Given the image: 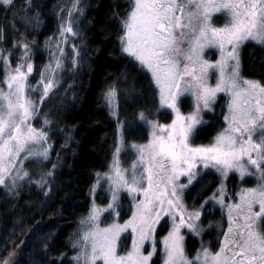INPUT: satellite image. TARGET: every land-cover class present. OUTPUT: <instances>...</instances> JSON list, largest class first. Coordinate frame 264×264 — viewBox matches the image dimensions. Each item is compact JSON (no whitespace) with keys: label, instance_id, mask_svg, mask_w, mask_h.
<instances>
[{"label":"trees","instance_id":"trees-1","mask_svg":"<svg viewBox=\"0 0 264 264\" xmlns=\"http://www.w3.org/2000/svg\"><path fill=\"white\" fill-rule=\"evenodd\" d=\"M132 5L133 0L0 2V54L4 57L0 80L7 56L14 67L32 61L29 92L39 105L34 125L47 133L51 144L47 159L26 161L30 176L17 190L0 185V258L12 259L10 264H79L74 259L77 234L92 210L98 175L108 169L118 147L120 129L126 143H146L151 137L146 120H173V113L161 104L151 73L123 50L121 37ZM216 23L224 21L216 19ZM64 36L67 42L57 82L43 97V69ZM241 72L264 86V44L247 41L242 45ZM110 91L117 113L110 105ZM229 103L228 95L221 93L212 109L203 113L193 134L194 144L213 143L227 127ZM181 105L185 112L194 108L188 96ZM223 184L235 196L254 182L234 172L224 177L216 169L203 170L185 191L187 206L202 207ZM126 201L123 195L125 216ZM202 224L206 227L202 241L218 250L228 225L225 214L206 210ZM167 230L168 223L163 221L158 238ZM202 241L188 234V253L193 255ZM161 261L158 251L152 264Z\"/></svg>","mask_w":264,"mask_h":264},{"label":"snow or ice","instance_id":"snow-or-ice-1","mask_svg":"<svg viewBox=\"0 0 264 264\" xmlns=\"http://www.w3.org/2000/svg\"><path fill=\"white\" fill-rule=\"evenodd\" d=\"M2 3L10 5L12 0H2ZM212 13L225 15L226 23L223 27L212 26ZM125 29V35L121 37L123 50L152 74L162 106L173 109L176 119L168 126L150 122L153 129L150 142L134 146L140 153L139 162L145 165L140 179L133 176L129 183L117 171V188L113 191V204H109V209H114L119 187H126L134 193L141 181L147 184V187L139 188L146 200L137 205L133 220L123 228L115 224L102 229L97 226L83 237L91 248L85 257L86 264H96L97 261L102 264H149L153 253L143 255L139 241L149 239L154 230L153 225L159 222L160 214L157 212L153 219L151 205L154 200L163 205L161 197L168 194L169 186L171 195L176 196L173 182L180 175H187L189 183L192 182L194 174L191 169L195 167L197 157L205 162L204 167L219 166L217 171L225 175L228 169L239 170L241 175L246 174V169L239 164L243 157H247V163L255 168H261V162H264V86L240 76L238 52L240 45L248 40L264 44V0H133ZM65 30L72 31L71 27ZM189 31L192 33L191 47L188 52H184L180 45L184 43ZM205 45L220 48L222 59L218 64H207L199 60ZM226 45H230V49H226ZM181 58L193 65L198 63L199 68L185 64L181 69ZM0 63H4L2 54ZM217 67L220 69V82L215 88H208L204 83V74L208 68ZM226 67H230L231 71L225 78ZM32 70V65L27 62L15 68L6 64V78L0 81L8 89L5 91L0 87V185H5L6 178L16 167L15 161L21 159V153L27 151L29 155L47 159V149L33 153L29 147L46 141V133L38 131L29 123L34 105L24 93L25 81ZM184 77H191L194 82L184 90L195 89L197 101H202L205 107L217 92L227 91L231 94L229 115L225 117L228 127L215 138L210 147H191L188 143L195 125L201 121L195 114L182 116L177 107L176 100L181 94L179 81ZM40 83L43 86L42 96L46 97L55 82L49 79L45 83L42 79ZM112 96L114 92L110 91L108 97ZM140 118L144 119L143 114ZM27 175V172L18 174L10 187L15 186L17 179ZM216 195L219 193L214 194L213 198ZM239 199L240 203L229 209L231 223L221 233L223 242L219 249L213 253L202 248L201 255L192 261L184 256L179 228L187 226L194 232L198 230L193 223L185 225L181 216L180 224L165 241L167 258L164 264H196L197 261H202V264H264V185L242 192ZM217 202L227 207L223 199ZM167 203L176 207L179 201L177 199L173 203L168 200ZM253 205H259L258 209L254 211ZM233 212L237 215L232 216ZM97 219L98 210L94 208L90 220ZM137 219L140 222L139 228L134 226ZM189 219H199V213L191 214ZM129 227L139 232V240L134 243L131 252L118 256L116 238L119 232ZM74 259L79 260L80 257ZM0 264H9V260L0 258Z\"/></svg>","mask_w":264,"mask_h":264},{"label":"rangeland","instance_id":"rangeland-1","mask_svg":"<svg viewBox=\"0 0 264 264\" xmlns=\"http://www.w3.org/2000/svg\"><path fill=\"white\" fill-rule=\"evenodd\" d=\"M0 2H2V0H0ZM222 15H223V13H212L211 14V24L213 27H217V28L223 27V26H218L216 23V19H221ZM125 31H126V29H125ZM124 35H125V32H124ZM191 38H192V33L189 31L188 36L185 37V39H184V43H182L180 45V47L183 49L184 52H188V49L191 47V43H190ZM248 41H251V40H248ZM66 42L67 41H66L65 36L59 42H56L55 47H54L55 51H54L53 57L48 61V63L46 64V66L43 69L42 79L44 80L45 83H47V81L49 79H51L55 82L54 83V86H55L57 79H58V76H59L60 69L62 67V62H63V58L61 56V51L64 50ZM245 42H247V41H245ZM245 42H243L240 45L239 50H238L239 61H240L239 71H240V76L243 79L250 80V79L245 78L241 72V47ZM230 47H231L230 45L225 46L226 49H230ZM123 48H124V44H123ZM126 54H128V53L126 52ZM129 56H131V55H129ZM221 59H222V52H221L220 48L215 46V45H205V47L203 48L202 52L199 55V60L206 62L207 64H218L221 61ZM25 62L30 63L32 65V69H33L32 72H33L34 66H33L32 61L26 60L23 63H25ZM6 64L10 65L12 68H15L14 66L11 65L8 56L6 57V60H5V65ZM57 64H59V67H57ZM185 64H188L189 67L199 68L198 63L193 65L190 61L181 58V64H180L181 69H183V66ZM229 64H231V61H229ZM145 69H147V68H145ZM230 71H231L230 67L225 68V70H224L225 78L227 77V74ZM30 75L31 74H29L27 76V80L25 81V93H24L25 97L30 99L34 105V111H33V114H32V117H31L29 123L31 124V126L33 128L37 129L38 131L45 132L43 129L38 128L34 125V118L36 116L39 105L37 104V100L34 98V96L29 92ZM5 78L6 77L4 74V78L0 81H3ZM220 79H221V74H220V69L218 67L217 68H208L206 73L204 74V83L207 85L208 88H215L217 83L220 82ZM250 81H253V80H250ZM179 83H180V93L181 94L178 95L177 100H176V104H177V107L179 108L180 114L184 117L195 114V115H197V117L201 121V123L203 121V113L207 110L212 109V105H213L214 101L217 99V97L221 93L227 94L229 97V101L231 100V94L229 92H227V91L217 92L215 94V97L212 100H210L207 107H205L203 105L202 101H197L196 95L194 94L195 89H192L189 91L184 90L186 87L189 86V84L194 83L192 81L191 77H184V79L180 80ZM0 87H3L5 91H8L5 84L0 83ZM186 96L191 98L193 105H194L193 110L190 112H185L182 108V105H181V99L183 97H186ZM109 101H110V105L113 109V112L117 113L116 100H115L114 96L109 98ZM198 105H199V110L197 111ZM165 108H167V107H165ZM167 109H169L173 113V120L171 122L164 123V122H161V121L156 120V119L146 120V123L148 124V126L150 128L151 134L153 131V129L151 127V123H156L159 125L168 126V125H171L173 123V121L176 119V112L173 109H170V108H167ZM201 123L195 125L193 132L189 136L188 143L191 147H210L215 142V140H214L213 143L208 144V145L194 144L193 134H194L195 129ZM227 127H228V124H227ZM151 138L152 137H150V140H151ZM150 140L146 143H126L124 138H123L121 129H120L119 142H118V147H117V149H119V151H117V149H116L108 169L105 172L98 175L96 184H95L94 189H93L94 203H93L92 210L94 208L98 210V219L95 221L90 220V216L92 215V210H91L89 215L83 219V221L80 225L78 234H77L76 246L78 249L77 256L80 257V259L78 260L79 264H86L85 257L87 254H89L91 252L89 242L85 241L83 239V237L85 235H87L90 231H92L97 226L102 229V228L111 227L113 224H115V225H118L121 228H123V226L125 224H127L129 221L133 220V217L137 213V205L146 200L143 191L139 190V188L140 187H147V184L145 181H141V184L137 185L138 190L134 193L128 191L126 187H119V190L117 192V199H116L115 205H114V209H109V207H108L109 204H113L112 194H113V191L117 188V184L115 182L117 181L116 173L118 170L123 175L124 179L129 181V183H131L133 176H135L137 179H140V175H141L145 165L141 164L139 162L140 161V153L137 151V148L134 146L146 145L150 142ZM29 147L31 148V151L33 153L42 152L44 149H47L48 154H49L50 149H51V144H50V141L48 139L47 133H46V141H41L39 143L29 145ZM127 151H129V154H128V156L124 157V153ZM253 156L255 158V154H253ZM145 157H147V154H145ZM34 158H41V157L35 156V155H29L27 151L24 153H21V159H18L17 161H15L16 167L11 170V173L6 178L5 185H1V186L8 187L12 191L17 190L25 181H27L29 179V176H30L29 171H27V169L25 167L26 161L28 159H34ZM145 163H147V160H145ZM204 163L205 162L201 161L199 159V157H197V159L195 161V167L193 169H191V172L194 174L192 182L189 183L187 175H180L179 178L173 182L176 186V196L174 197L171 195V186H169V188L167 190L168 194L161 197V199L164 200L163 205L161 206L155 200H154L153 205H151L153 219L155 218V214L157 212H159V214H160L159 215V222L155 223L153 225L154 230L151 231L149 239L139 241L140 252L143 255H147L150 252L153 253L151 256V259L149 261V264H152V261H153L154 257L156 256V254L158 253V251L161 252V255H162V261L160 264H164V262L167 258L166 257L165 241L169 238V235L173 231V229L177 225L180 224V217L181 216L183 217V219L185 221V225H187L189 223H193V224H195V226L198 230V231L194 232L191 229H189L187 226H181L179 228V236L182 237L181 244L183 247L185 258L189 261H192L196 256L201 255V249L202 248H206L209 252H213V253L216 252L217 250H213L212 248H210V246H208L205 242L202 241L203 233L206 230L205 229L206 227H204L202 224V218L204 216L205 211L206 210L209 211V210L219 209L222 213L225 214V216L227 218V221H228L227 228H228L230 226V223H231L230 215H229V209L234 207L236 204L240 203L239 197H240L241 193L248 191V190H252V189H258L261 185H264V162H261L262 163L261 168H255L254 166L247 163V157H243L240 159L239 164L243 165V167L246 169V174L241 175V172L239 170H236V169H228L226 172V175L224 173H222L221 171H219V172H221L224 175V177H227L230 173L234 172V173H237L241 178H252L253 182H254L253 186H243L241 188V190L239 192H237L235 194V196H233L232 194H230L228 187L225 184H223L221 186V188L217 191V193H219V195H216L215 198H213L214 197V195H213L210 199H208L204 203V205L202 207H200L198 209H190L187 206L186 201H185L186 189L190 186V184H192L194 182V180L197 178V176L199 175L200 172H202L203 170L209 169V168H213V169L217 170V168L219 167V166H217V167H212V166L204 167ZM134 165H135V167H134ZM183 167L187 168V165H184ZM24 172H27L28 175L26 177H24L23 179H17L15 181V186L10 187V185H12L13 178H15L18 174L23 175ZM185 185H187V186L185 187ZM161 187L163 188V185H161ZM98 195H100V196L98 197ZM123 195H125L127 198V201H126L127 202L126 203V212L128 213L127 216H125L121 210V205H122L121 204V198ZM177 199L179 201V204L176 207H171L167 203L168 200H172L173 203H176ZM220 199H223L224 204L227 205V207L222 206L220 203L217 202ZM258 207H259V205H253V210L254 211L257 210ZM193 213H199V219H191L190 220L189 217ZM231 215L236 216L237 213L233 212ZM163 221L168 223V230L165 232L164 236L158 238L157 231L160 227V224ZM139 224H140L139 219H137L135 221L134 226L139 228ZM188 234H193V235L197 236L202 241L201 246L193 255H190L188 253V250H187L186 238H187ZM128 237H130L129 244H127ZM138 240H139V232L134 231L132 227H129V228L119 232V234L116 238V241H115L116 254L118 256L127 255L129 252L132 251L134 243L137 242ZM222 242H223V238H221L219 241V247L221 246ZM11 260L12 259L9 260V264L11 263ZM96 264H102V262L97 261ZM196 264H202V261H197Z\"/></svg>","mask_w":264,"mask_h":264},{"label":"flooded vegetation","instance_id":"flooded-vegetation-1","mask_svg":"<svg viewBox=\"0 0 264 264\" xmlns=\"http://www.w3.org/2000/svg\"><path fill=\"white\" fill-rule=\"evenodd\" d=\"M221 20H223L224 21V23H222V24H217L218 26H224L225 25V23H226V17H225V15L223 14L222 15V17H221ZM242 222V221H241ZM227 229V228H226ZM226 231V230H225ZM222 238H223V236H222Z\"/></svg>","mask_w":264,"mask_h":264}]
</instances>
